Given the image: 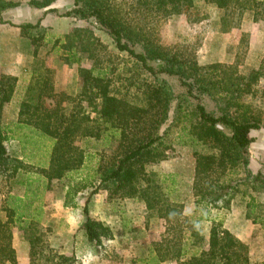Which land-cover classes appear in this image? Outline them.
I'll return each mask as SVG.
<instances>
[{"label": "trees", "instance_id": "obj_1", "mask_svg": "<svg viewBox=\"0 0 264 264\" xmlns=\"http://www.w3.org/2000/svg\"><path fill=\"white\" fill-rule=\"evenodd\" d=\"M54 1L30 3L44 8ZM194 1L74 0V7L62 13L90 21L113 38L118 51L128 54L140 77L130 76L126 87L140 94L138 101L115 91L114 70L96 59L92 67H81L82 87L75 95L56 92L48 74L35 75L20 104L18 120L11 126L3 123V109L15 95L18 78L0 75V180L19 188L7 194L2 206L5 218L0 217V264H18L14 229L30 244L29 264H77L74 255L51 247L39 229L44 193L51 189L53 180L68 176L65 206L75 205L73 200L79 192L95 187L94 190H107L111 198H138L145 202L148 212L163 219L166 232L152 243L157 264L167 260L178 264H264V259L254 261L248 245L221 223L211 226L204 246L205 239L196 223L184 213V203L170 197L173 174L157 178L159 174L149 170L167 158L172 127L162 131V126L176 99L173 123L179 127L178 138L193 148L196 159L191 187L194 203L229 207L233 194L241 192L247 216L264 228L257 197L252 191L240 189H254L256 182L264 183V173L252 171L248 157V149L255 141L252 131L263 127L262 120L243 101L247 93H255L262 70L252 69L243 75L235 64L201 65L194 54L183 48L160 46L156 41V19L162 11L180 13L191 8ZM203 1L226 12L222 22L227 29L238 25L246 12H251L255 21L264 20V0ZM14 5L0 0V18ZM19 26L22 34L30 38L37 56L45 39V27L40 21ZM102 43L91 29L77 27L65 34L60 48L68 60L79 63V51L90 52L92 46L95 50ZM142 73L147 76L142 78ZM165 75L176 77L186 88L185 93L176 96ZM206 98L214 109H208ZM50 99L53 102L47 103ZM17 128L26 129L23 136L16 135ZM14 138L36 149L43 147L47 163L26 164L11 155L7 142ZM82 139L102 140L104 145L114 147L109 158L101 155L93 173L83 176L78 171L86 167L91 155L88 157L77 143ZM84 213L83 229L89 243L101 245L104 239L114 237L111 226L93 218L87 204Z\"/></svg>", "mask_w": 264, "mask_h": 264}, {"label": "rangeland", "instance_id": "obj_2", "mask_svg": "<svg viewBox=\"0 0 264 264\" xmlns=\"http://www.w3.org/2000/svg\"><path fill=\"white\" fill-rule=\"evenodd\" d=\"M15 3L6 9L0 18V41L6 43L0 49V75H14L18 78L13 99L5 104L3 123L11 126L17 122L20 104L25 96L27 86L33 82L35 75L48 74L56 92L75 95L80 92L82 78L81 67L90 68L94 60L103 61L114 70L115 91L129 99L138 101V94L133 88L127 89L128 79L140 77L128 54L116 49L113 38L104 30L98 29L87 20L75 19L62 15L74 7V0H55L50 6L38 8L31 0H8ZM52 9H58L54 11ZM226 12L215 5L195 0L188 10L180 13L162 14L156 19V41L160 46H176L194 54L201 65L221 63L235 64L240 74H249L252 69H261L255 93L246 94L243 101L249 103L252 111L262 120L263 127L254 129L255 141L248 149L249 167L252 171L264 173V20L253 19L251 12H246L238 25L227 29L222 22ZM45 27V39L37 56L30 38L24 36L19 25L37 23ZM77 27L91 29L103 42L99 48L90 52L79 51L80 62H71L62 52L60 45L65 34ZM57 41V42H56ZM11 49L16 51L14 63L8 56ZM92 53L94 56H90ZM94 57V58H93ZM142 78L147 75L142 73ZM174 94L185 93L174 76L165 75ZM48 100L47 103H52ZM177 100L171 104L169 119L163 124L162 131L171 126L167 143V158L149 167L158 176L173 174L174 190L170 193L172 200L183 202L184 213L188 220L196 223V228L203 235L207 245L208 234L214 223H221L237 237L247 243L249 253L254 261L264 259V228L254 223L247 216L246 201L241 192L233 194L229 207L197 206L191 192L195 157L193 148L179 141V127L173 123ZM208 109H214L213 103L206 98ZM70 107V106H68ZM26 129L17 128L16 135L23 136ZM180 142V143H179ZM91 158L80 169L81 176L93 173L98 167L101 155L105 159L113 153L110 145L102 140L82 139L77 142ZM7 147L11 155L23 159L26 164H46L48 155L44 148L36 149L33 144L24 143L23 139H10ZM201 149V147H199ZM88 166V167H87ZM260 168L257 170V168ZM72 175H75L72 174ZM98 177V176H97ZM70 177L55 179L51 189L43 196L44 212L39 224L45 240L59 252L74 255L77 264H157L152 254V243L159 241L166 232V223L147 211L144 201L138 198L109 197L104 189L86 188L79 192L73 202L65 206L66 191ZM256 182V188L242 186V191H252L259 202V213L264 215V183ZM98 179L95 180V185ZM260 185H262L260 187ZM19 189L6 180H0V217L5 218L2 210L4 199L9 192ZM87 204L90 215L110 225L114 237L104 239L101 245L88 242L83 223L86 219L84 207ZM254 217V215H252ZM13 245L16 249L18 264L30 262V244L18 229H14ZM12 264V263H6ZM158 264H178L167 260Z\"/></svg>", "mask_w": 264, "mask_h": 264}, {"label": "crops", "instance_id": "obj_3", "mask_svg": "<svg viewBox=\"0 0 264 264\" xmlns=\"http://www.w3.org/2000/svg\"><path fill=\"white\" fill-rule=\"evenodd\" d=\"M2 45H6V43L5 42H3V41H0V49H2ZM16 50L15 49H11V51H9L8 52V56H9V58L11 59V62L12 63H14V60L16 59V52H15ZM1 54V53H0ZM0 67H1V61H0ZM258 169H260L259 167L257 168V170ZM258 172V171H257ZM102 221L104 220V219H101ZM233 233V232H232ZM239 238V237H238ZM240 239V238H239ZM241 240V239H240ZM242 242H244L243 240H241ZM245 243V242H244ZM247 244V243H246ZM23 264H27V261H25Z\"/></svg>", "mask_w": 264, "mask_h": 264}]
</instances>
